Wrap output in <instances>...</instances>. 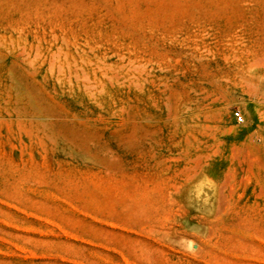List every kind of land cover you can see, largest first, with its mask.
<instances>
[{"label": "rangeland", "instance_id": "374dc122", "mask_svg": "<svg viewBox=\"0 0 264 264\" xmlns=\"http://www.w3.org/2000/svg\"><path fill=\"white\" fill-rule=\"evenodd\" d=\"M0 264H264V0H0Z\"/></svg>", "mask_w": 264, "mask_h": 264}, {"label": "built area", "instance_id": "2783aa9c", "mask_svg": "<svg viewBox=\"0 0 264 264\" xmlns=\"http://www.w3.org/2000/svg\"><path fill=\"white\" fill-rule=\"evenodd\" d=\"M233 117L237 123H241L244 121L243 115L240 111L234 112Z\"/></svg>", "mask_w": 264, "mask_h": 264}]
</instances>
